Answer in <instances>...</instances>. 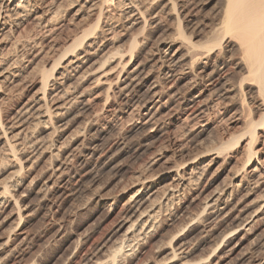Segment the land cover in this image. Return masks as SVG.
Listing matches in <instances>:
<instances>
[{"label":"bare ground","instance_id":"1","mask_svg":"<svg viewBox=\"0 0 264 264\" xmlns=\"http://www.w3.org/2000/svg\"><path fill=\"white\" fill-rule=\"evenodd\" d=\"M95 101L138 113L124 138L109 143ZM216 106L240 124L221 146L206 138ZM181 118L194 154L163 144ZM263 137L264 0H0V264H34L85 194L113 219L77 264H264ZM130 148L153 149L148 168L106 192L111 151Z\"/></svg>","mask_w":264,"mask_h":264},{"label":"rangeland","instance_id":"2","mask_svg":"<svg viewBox=\"0 0 264 264\" xmlns=\"http://www.w3.org/2000/svg\"><path fill=\"white\" fill-rule=\"evenodd\" d=\"M201 1H203L204 3H205V1L207 2V0H201ZM213 5L214 4L211 3L208 6H205L204 10H203L204 12H202L200 15L199 14L195 15V19L197 20V21L196 20L195 21L197 22V24L199 21L200 23H203V25H204V23L206 21V16L209 15V17H210L212 15L211 13H212L213 9L215 8ZM211 7L213 9H211ZM208 12H209V14H208ZM200 18H202V19H200ZM203 18L205 20H203ZM200 23H199V27L201 26V28L204 29V27H202V25H200ZM164 24L167 26L169 24V22H167V20L165 18L160 19V25L165 26ZM201 28H198L197 30H200ZM70 29H71L70 27L65 28V30L63 29L64 31L62 30L60 32L59 37H57V41H59V42L62 41V39L70 33V31H71ZM35 30L36 29L30 24L22 26L21 29H19L20 39L21 38L23 39L24 37H26V35L30 36V34H32V33L35 34L36 33ZM197 30H196V32L199 33V31H197ZM191 31H192V28L190 30H188L187 33L188 32L190 33ZM200 32L201 33L199 35V38H197V40L202 41L203 35H201V34H202V32H205V29L200 30ZM98 103H99L98 101H95V105L97 104V106L96 107H95V105L93 106V113L95 112L94 114H96V111L98 114V112L100 110H102L101 109L102 104H98ZM227 108L228 107H226V106L225 107L216 106L215 108H213L211 110V112H209L208 123L210 124L209 125V132L210 133L208 132V135L206 138H207V141H208V139L211 138L209 140V143H211L213 145H217V146L218 145L219 146L224 145V143H226L225 141L229 140L228 137L236 134L240 129V124H236L233 122V120L230 119L231 113L229 114V116L226 115V112L228 110ZM225 109H226V111H225ZM104 113H105L104 111L99 112V114L106 117V122L112 123V125H114V128H115L114 132L112 131L113 133H111L110 136L107 138L109 143H111L110 141L115 142V141H118L122 137L124 138L125 137L124 135H127V132L129 130V128L131 127V124L133 123V121L136 120V117L138 115V113L133 111L132 113L128 112L126 115H122L119 118H114L112 116V114H104ZM208 116H207V118H208ZM182 118H184V116H182ZM182 118H181V121L176 123L171 128L173 134L171 133V130H170L169 134H168V138L163 141V144L166 148L167 147L170 148L169 146H171L172 141L176 140V138H178L177 140L180 139L179 141H181L185 145L186 149L191 151V153L194 154V152L197 150V149H194L195 147L193 148V145H194L193 143L195 142V138L193 136L194 135L193 131L195 129L194 128L195 127V124H194L195 120H194V122L193 121L191 122V120H189V121L187 120L184 122V121H182ZM189 128H191V129L188 130ZM210 129H211V131H210ZM186 131H192V132H190L186 136L185 135L182 136L183 132H186ZM117 135H118V137H117ZM170 135H172L174 137V139ZM261 135H263V134L261 133ZM108 141L105 140V142H107V144L105 143V145H103V146H107ZM261 147H264V137L260 140V145L257 147V149L261 148ZM152 150L153 149H149V151L148 150H146V151L140 150L141 151L140 152V151H135V150L133 151V149L130 148L128 151L126 150V152H128V153H124L123 155L119 154L120 156L118 154H116V151L115 152L111 151L112 153L109 156V159H111V163H110L111 168H113V167L114 168H121L122 170L116 176L113 173H107V174L105 173L104 175H102L100 182H99V184H100L99 187H103L105 189V191L106 192L109 191V193H111V192L113 193V191H114V193L117 192V190H119L121 187H123L125 185V183L129 179V177H131V175L133 174V171L135 172L141 168H148V166H149L148 164L150 162L149 160L151 159L150 156L152 157V155H153ZM196 152H198V150ZM263 153H264V150H263ZM129 155H130V157H129ZM114 157H116V158H114ZM262 158L264 159V156H262ZM107 182H108V184L106 185ZM104 184H105V186H104ZM83 196L80 197L82 200L79 198L78 199L79 201H77V203H75V204L78 205V204H80L79 202L81 201L82 204L84 203V208H82V210L75 216L72 223L66 228L62 238L57 240V241H52V240H49L50 238L49 239L46 238V240L48 239L47 242L48 241L49 242L45 243V244H41L45 240V238H44V240L42 239L40 245L38 243V245L40 247L38 246L39 248H36L37 253L35 256L36 258H34V264H77L76 256H78L80 254V245H81V242L83 241V239H85L86 237H89V238L91 237L93 240L97 239V238L99 239L106 232V230L111 226L113 215H110L107 212V210L97 209L90 202H88V204H87V201H85V200H87L86 198H88V196L86 194ZM29 200L32 203H34L33 197H30ZM41 223H40V221H39V223H38V221L34 222L31 226V231L36 232V233H38V231H41L44 228L43 224L41 225ZM192 228H195V227L193 226ZM197 236H198V231L195 230L192 234V238H197ZM123 264H125V263H123Z\"/></svg>","mask_w":264,"mask_h":264}]
</instances>
